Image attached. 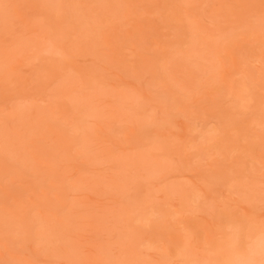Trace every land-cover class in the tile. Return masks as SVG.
Segmentation results:
<instances>
[{
    "label": "rangeland",
    "instance_id": "374dc122",
    "mask_svg": "<svg viewBox=\"0 0 264 264\" xmlns=\"http://www.w3.org/2000/svg\"><path fill=\"white\" fill-rule=\"evenodd\" d=\"M0 264H264V0H0Z\"/></svg>",
    "mask_w": 264,
    "mask_h": 264
}]
</instances>
